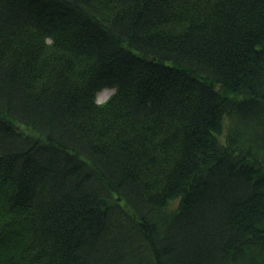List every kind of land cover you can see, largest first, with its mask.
<instances>
[{
    "label": "trees",
    "instance_id": "1",
    "mask_svg": "<svg viewBox=\"0 0 264 264\" xmlns=\"http://www.w3.org/2000/svg\"><path fill=\"white\" fill-rule=\"evenodd\" d=\"M0 264H264V0H0Z\"/></svg>",
    "mask_w": 264,
    "mask_h": 264
},
{
    "label": "rangeland",
    "instance_id": "2",
    "mask_svg": "<svg viewBox=\"0 0 264 264\" xmlns=\"http://www.w3.org/2000/svg\"><path fill=\"white\" fill-rule=\"evenodd\" d=\"M114 89L113 87L110 86H105L104 88H102L98 94H97V101L98 102H105V100L107 98H109V96L113 93Z\"/></svg>",
    "mask_w": 264,
    "mask_h": 264
},
{
    "label": "bare ground",
    "instance_id": "3",
    "mask_svg": "<svg viewBox=\"0 0 264 264\" xmlns=\"http://www.w3.org/2000/svg\"><path fill=\"white\" fill-rule=\"evenodd\" d=\"M18 124H20V123H18Z\"/></svg>",
    "mask_w": 264,
    "mask_h": 264
}]
</instances>
